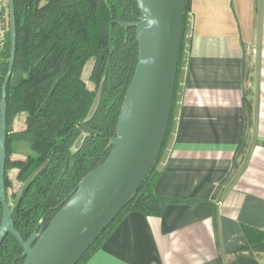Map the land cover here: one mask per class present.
Masks as SVG:
<instances>
[{"label": "crops", "instance_id": "0c3cea01", "mask_svg": "<svg viewBox=\"0 0 264 264\" xmlns=\"http://www.w3.org/2000/svg\"><path fill=\"white\" fill-rule=\"evenodd\" d=\"M184 44L155 186L176 203L125 215L85 264H264V0H190Z\"/></svg>", "mask_w": 264, "mask_h": 264}, {"label": "trees", "instance_id": "16d2710c", "mask_svg": "<svg viewBox=\"0 0 264 264\" xmlns=\"http://www.w3.org/2000/svg\"><path fill=\"white\" fill-rule=\"evenodd\" d=\"M14 2L17 51L7 88L5 185L9 205L29 177L49 160L13 212L14 228L27 241L46 229L81 180L100 167L112 151L108 144L116 136L119 114L139 57L135 29L124 30L118 23H135L140 14L137 0ZM189 13L190 0H184V30ZM183 51L184 37L171 121L161 155L135 198L78 264L89 260L128 213L159 217L167 205L176 203L157 196L155 186L160 176L157 166L173 125ZM9 57L8 34L1 88ZM89 63H93L89 80L96 90L90 89L84 79ZM103 78L106 81L100 106L87 125L98 136L89 137L73 155L71 149L80 136L77 125L86 120ZM246 109L250 117V105ZM20 121L22 129H18ZM240 153L241 147L235 169ZM2 216L0 204V226ZM22 254V247L9 235L0 247V264H23Z\"/></svg>", "mask_w": 264, "mask_h": 264}, {"label": "water", "instance_id": "95a60500", "mask_svg": "<svg viewBox=\"0 0 264 264\" xmlns=\"http://www.w3.org/2000/svg\"><path fill=\"white\" fill-rule=\"evenodd\" d=\"M140 17L118 23L135 29L139 57L119 114L116 136L107 160L84 177L53 220L27 241L14 228L12 216L32 182L49 165L43 163L22 185L9 205L6 194L7 88L17 51L14 0H8L10 57L0 100V204L3 209L0 247L10 235L22 247L23 264H78L101 235L135 198L155 167L169 129L184 37V0H137ZM103 78L86 120L77 125V154L91 136L87 125L101 103Z\"/></svg>", "mask_w": 264, "mask_h": 264}, {"label": "built area", "instance_id": "2783aa9c", "mask_svg": "<svg viewBox=\"0 0 264 264\" xmlns=\"http://www.w3.org/2000/svg\"><path fill=\"white\" fill-rule=\"evenodd\" d=\"M9 34V7L8 0H0V89H1V70L3 54L6 49Z\"/></svg>", "mask_w": 264, "mask_h": 264}, {"label": "rangeland", "instance_id": "374dc122", "mask_svg": "<svg viewBox=\"0 0 264 264\" xmlns=\"http://www.w3.org/2000/svg\"><path fill=\"white\" fill-rule=\"evenodd\" d=\"M184 47H186V45L184 44ZM92 64L93 63H89L86 70H85V74H84V79L87 81L88 83V86L90 89L92 90H96V86L93 85L91 82H90V73H91V69H92ZM181 70V69H180ZM22 119H24V116L22 117ZM173 125H172V129H171V133H172V130H173ZM23 128V125H22V121H20V124L18 125V129H22ZM170 133V135H171ZM170 137V136H169ZM169 139V138H168ZM27 150L25 149V154H26ZM11 177L14 178V172H11L10 173Z\"/></svg>", "mask_w": 264, "mask_h": 264}]
</instances>
